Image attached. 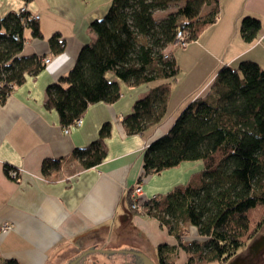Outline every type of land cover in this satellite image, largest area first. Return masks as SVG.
<instances>
[{"label": "trees", "instance_id": "obj_1", "mask_svg": "<svg viewBox=\"0 0 264 264\" xmlns=\"http://www.w3.org/2000/svg\"><path fill=\"white\" fill-rule=\"evenodd\" d=\"M23 1L28 4L32 0ZM179 1L182 4L177 10L157 20V10ZM204 5L211 8L204 12ZM219 12V0H112L107 13L91 22L95 40L82 47L67 74L48 86L46 108L55 109L66 127L89 105L117 101L122 93L121 81L131 86L154 83L123 120L128 134L145 133L165 119L171 83L180 73L177 58L165 49L169 44L182 46L175 44L179 30L185 32L187 43L196 40L216 22ZM34 15L30 10L0 14L2 103L26 74H37L45 67V56H19L26 42V28L31 29L32 36H42L40 17ZM261 27L259 18L244 16L240 30L250 42ZM50 45L53 53L63 50L59 32L51 36ZM158 80L164 81L156 83ZM111 132L112 123L107 121L96 140L74 151L83 168L94 167L106 158L105 140ZM143 160L138 182L186 161L203 163V169L188 184L165 195L149 197L141 209L176 236L178 246L188 253L187 264H224L235 258L264 223L262 66L251 59L240 60L236 66H221L209 94L193 99L177 115L169 131L149 144ZM61 164L59 159H46L42 172L48 175ZM257 209L263 210L260 218L255 217ZM189 226L196 234L186 241ZM168 248V244L158 246L160 264H175L165 258ZM0 264L21 263L7 258L0 259Z\"/></svg>", "mask_w": 264, "mask_h": 264}, {"label": "crops", "instance_id": "obj_2", "mask_svg": "<svg viewBox=\"0 0 264 264\" xmlns=\"http://www.w3.org/2000/svg\"><path fill=\"white\" fill-rule=\"evenodd\" d=\"M111 2L32 0L27 4L28 10L40 16L42 36L34 37L26 28V42L19 56H45L50 62L37 74H26L25 80L15 85L0 104V224L9 222L13 226L0 233V259L55 264L63 256L97 241H102L99 247L130 241L157 264L158 246L168 244L166 260L187 264L188 253L178 246L176 236L144 209L130 207V191L143 173L145 150L169 131L177 117L175 112L167 116V111L165 119L145 133L126 132L125 116L155 84L131 86L121 81L122 93L117 101L89 105L81 116L82 123L68 133L64 132L58 112L45 106L48 86L67 74L82 47L95 40L91 22L102 18ZM24 5L23 0H0V14L4 16ZM219 6L216 22L174 54L181 68L184 63L189 68L185 72L189 89L182 102L206 97L223 65L236 66L240 60L251 59L264 69V0H219ZM244 16L257 17L262 23L257 37L250 42L240 30ZM56 32L64 42L59 53H53L50 45ZM172 47L167 50L170 54ZM172 97L173 93L169 102ZM107 121L112 123V132L105 140L106 158L94 167L83 168L74 151L96 140ZM46 159L61 160V167L44 175L42 164ZM6 167L22 169L19 179L10 176ZM202 169L201 161H186L145 176L141 199L165 195L186 185ZM194 234L191 231L184 239ZM231 263L229 260L224 264ZM261 263L264 260L253 264Z\"/></svg>", "mask_w": 264, "mask_h": 264}, {"label": "water", "instance_id": "obj_3", "mask_svg": "<svg viewBox=\"0 0 264 264\" xmlns=\"http://www.w3.org/2000/svg\"><path fill=\"white\" fill-rule=\"evenodd\" d=\"M101 242L80 247L55 264H157L143 249L130 241L99 247Z\"/></svg>", "mask_w": 264, "mask_h": 264}, {"label": "rangeland", "instance_id": "obj_4", "mask_svg": "<svg viewBox=\"0 0 264 264\" xmlns=\"http://www.w3.org/2000/svg\"><path fill=\"white\" fill-rule=\"evenodd\" d=\"M181 4H182V1H179L177 4H175V3L171 4L167 9L157 10L155 12V17L157 18V20H161L169 12L177 10L178 6H180ZM204 6H207L208 9L211 8L210 5H204ZM203 9H204L203 10L204 12L206 10H208V9H206V7H203ZM178 43L179 42L175 41V44H178ZM170 46L171 47L173 46L172 47L174 49V50H172L173 55L176 53V50L178 51V50L183 49L182 46L176 48V46H174V44H169L167 49H165L166 52H168L167 50H168V48ZM182 68H184V70ZM182 68L180 67V73L177 76V79L171 83L172 85H171V93H170V95L173 93V97H172L171 101L169 102L170 106H169V109H168L167 116L173 114L174 112H175V115H178L192 101V99L190 98V100L189 99L185 100V101L183 100L184 102H182V99L184 98V93H186L188 91V89H189V87H188L189 81H188V78L185 77V72H189V68L185 67V63H184ZM163 81L164 80H158V81H156V83H161ZM259 209H257L255 211V213H254L256 218H260L262 216V214H263L262 213L263 210L261 209V211H260ZM187 231H188L189 235L191 234V231H193V233H195L194 227H191V226H189L187 228ZM261 235L264 236V223H263L260 231L258 232V234L252 240H250L245 245H243L238 250V253L235 256H238V255H241V254H244V255L245 254H250L251 255L252 253L250 252L251 251L250 244H252L254 242L255 238H258ZM254 258L256 260H258V261L264 260V249H262L259 253H257ZM215 263H217V262H215ZM261 264H264V263H261Z\"/></svg>", "mask_w": 264, "mask_h": 264}, {"label": "built area", "instance_id": "obj_5", "mask_svg": "<svg viewBox=\"0 0 264 264\" xmlns=\"http://www.w3.org/2000/svg\"><path fill=\"white\" fill-rule=\"evenodd\" d=\"M19 10H28L27 4H25L24 6H22ZM40 16L38 14L34 15V18H39ZM176 42H179L180 45L182 46H186L188 43L186 42V34L184 31L179 30L177 32V36H176ZM178 43V44H179ZM45 63L50 62V58L46 57L44 59ZM0 104H2V100L0 98ZM82 123V117H79L75 120L74 123L67 125L66 127H64V132L68 133L70 132L71 128H73L74 126H78ZM22 169H18V168H9L8 172L10 174V176H12L15 179H19V176L21 174ZM144 195L143 192V188H142V182H138L133 190L130 193V207L131 209L135 210V209H141L143 207V201L145 202L146 200L149 199L145 198V199H141V196ZM13 228L12 224H10L9 222H4L2 224H0V233H5L10 231Z\"/></svg>", "mask_w": 264, "mask_h": 264}, {"label": "flooded vegetation", "instance_id": "obj_6", "mask_svg": "<svg viewBox=\"0 0 264 264\" xmlns=\"http://www.w3.org/2000/svg\"><path fill=\"white\" fill-rule=\"evenodd\" d=\"M251 255L250 254H241L231 259V264H253L256 259L254 258L257 253L264 249V236L261 235L258 238H255L254 242L250 244ZM253 251V252H252Z\"/></svg>", "mask_w": 264, "mask_h": 264}]
</instances>
